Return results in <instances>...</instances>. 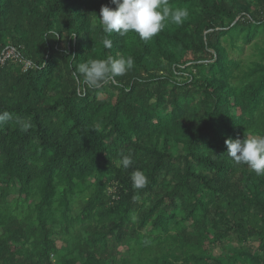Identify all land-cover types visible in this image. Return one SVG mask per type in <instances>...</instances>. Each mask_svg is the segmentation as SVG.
<instances>
[{"label": "trees", "instance_id": "obj_1", "mask_svg": "<svg viewBox=\"0 0 264 264\" xmlns=\"http://www.w3.org/2000/svg\"><path fill=\"white\" fill-rule=\"evenodd\" d=\"M102 5L0 0V264H264V175L225 144L264 136V0H169L189 15L148 42L103 33ZM121 56L98 87L78 71Z\"/></svg>", "mask_w": 264, "mask_h": 264}, {"label": "clouds", "instance_id": "obj_2", "mask_svg": "<svg viewBox=\"0 0 264 264\" xmlns=\"http://www.w3.org/2000/svg\"><path fill=\"white\" fill-rule=\"evenodd\" d=\"M115 8L102 5L100 9L99 23L102 32L108 34L117 33L126 36L130 32L136 33L139 38L148 42L165 27L166 21L180 25L188 17V10L169 6V0H112ZM103 47L111 49L113 42L107 36L102 40ZM134 58L131 56L108 59H91L79 65L78 71L83 75L90 86L98 87L102 83L125 75L134 67ZM12 117L8 113L0 114V124ZM20 130L27 132L30 124L17 118ZM227 155L236 165H246L256 173L264 175V136L247 135L243 139L228 138L225 140ZM124 169L133 164L131 155H124L120 161ZM134 189H143L148 184L145 174L136 170L131 175Z\"/></svg>", "mask_w": 264, "mask_h": 264}, {"label": "rangeland", "instance_id": "obj_3", "mask_svg": "<svg viewBox=\"0 0 264 264\" xmlns=\"http://www.w3.org/2000/svg\"><path fill=\"white\" fill-rule=\"evenodd\" d=\"M255 41L256 40H254V42ZM257 41L259 42L260 46H264V36L259 38ZM239 44H241V42ZM241 48H242V51L240 50V47H235V48L230 49L231 57L236 58V59H240L244 63L245 66L247 64H249L252 60L257 59V57H256L257 49H256V46H255V43H251L249 45L244 44V46L241 47ZM57 244H58V246L62 245L61 237L57 238ZM258 245H259V243L255 242L253 244V246H254L253 249H256ZM222 246L223 247L224 246L225 247H230V244L227 241H223L220 244H217L215 246V251L214 252L216 254H218L219 252H222ZM121 250L126 252L127 248L124 247V248H121Z\"/></svg>", "mask_w": 264, "mask_h": 264}, {"label": "built area", "instance_id": "obj_4", "mask_svg": "<svg viewBox=\"0 0 264 264\" xmlns=\"http://www.w3.org/2000/svg\"><path fill=\"white\" fill-rule=\"evenodd\" d=\"M9 54L13 55V57H15V58H20V60H21V56L19 55L18 51H15L14 49H11L9 51Z\"/></svg>", "mask_w": 264, "mask_h": 264}]
</instances>
